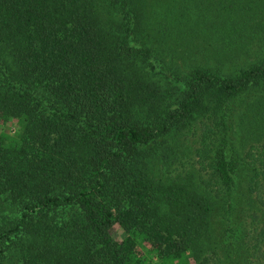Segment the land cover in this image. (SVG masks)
<instances>
[{
	"label": "trees",
	"instance_id": "trees-1",
	"mask_svg": "<svg viewBox=\"0 0 264 264\" xmlns=\"http://www.w3.org/2000/svg\"><path fill=\"white\" fill-rule=\"evenodd\" d=\"M0 264H264V0H0Z\"/></svg>",
	"mask_w": 264,
	"mask_h": 264
},
{
	"label": "rangeland",
	"instance_id": "rangeland-1",
	"mask_svg": "<svg viewBox=\"0 0 264 264\" xmlns=\"http://www.w3.org/2000/svg\"><path fill=\"white\" fill-rule=\"evenodd\" d=\"M11 130V128H5L6 132H9Z\"/></svg>",
	"mask_w": 264,
	"mask_h": 264
}]
</instances>
